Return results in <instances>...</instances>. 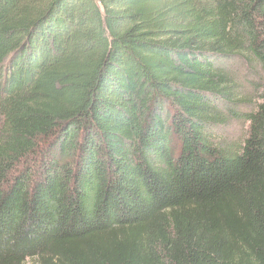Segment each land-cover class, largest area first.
I'll return each instance as SVG.
<instances>
[{
  "label": "trees",
  "instance_id": "1",
  "mask_svg": "<svg viewBox=\"0 0 264 264\" xmlns=\"http://www.w3.org/2000/svg\"><path fill=\"white\" fill-rule=\"evenodd\" d=\"M234 59L264 74V0H0V264H264Z\"/></svg>",
  "mask_w": 264,
  "mask_h": 264
},
{
  "label": "rangeland",
  "instance_id": "2",
  "mask_svg": "<svg viewBox=\"0 0 264 264\" xmlns=\"http://www.w3.org/2000/svg\"><path fill=\"white\" fill-rule=\"evenodd\" d=\"M223 65L233 75L239 85L244 105L236 109V114H239V116L237 118L232 117L227 126L221 129L220 132L224 140L240 143L247 137L249 132L250 124L246 119V115L250 114L262 103L264 74L259 66L249 65L242 60L226 61ZM1 126L0 120V129ZM38 162L40 163V161ZM26 264H37V261L28 260Z\"/></svg>",
  "mask_w": 264,
  "mask_h": 264
}]
</instances>
